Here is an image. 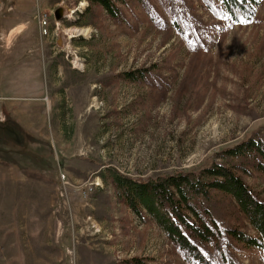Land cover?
Instances as JSON below:
<instances>
[{
  "label": "rangeland",
  "instance_id": "obj_1",
  "mask_svg": "<svg viewBox=\"0 0 264 264\" xmlns=\"http://www.w3.org/2000/svg\"><path fill=\"white\" fill-rule=\"evenodd\" d=\"M186 3L212 35L195 79L196 54L179 33L159 31L137 8L129 20L138 30L125 33L88 0H0V122L12 116L58 164L0 163V264H185L156 225L118 203L101 173L199 172L264 134V2L245 26L216 21L202 0ZM38 7L62 11L61 21L51 17L52 31L60 26L53 38L39 36ZM154 66L168 78L164 95L119 78ZM246 181L264 197V175ZM238 257L264 264L260 251Z\"/></svg>",
  "mask_w": 264,
  "mask_h": 264
},
{
  "label": "trees",
  "instance_id": "obj_2",
  "mask_svg": "<svg viewBox=\"0 0 264 264\" xmlns=\"http://www.w3.org/2000/svg\"><path fill=\"white\" fill-rule=\"evenodd\" d=\"M89 9L100 10L118 29L138 30L131 18L144 15L159 31L175 29L191 54H196L188 76H199L207 48L208 30L196 26L197 17L189 13L186 0H88ZM216 21L229 20L245 26L257 17L264 0H202ZM132 2L133 4H130ZM217 2V3H216ZM245 19L248 23H240ZM125 29V30H123ZM125 82L153 88L164 95L168 78L152 68L127 72L119 77ZM191 80V79H190ZM188 83L187 80L183 84ZM161 97H164V96ZM164 99V98H162ZM44 145L6 114L0 122V163L14 161L37 164L38 168L57 170L51 156L41 152ZM49 145V144H46ZM219 163L199 172H178L147 179L130 178L108 169L101 173L105 184L113 188L119 204L130 209L141 222L156 225L185 264H243L238 254L262 252L264 261V197L246 179L264 175V134H256L219 154ZM122 264H148L134 258Z\"/></svg>",
  "mask_w": 264,
  "mask_h": 264
},
{
  "label": "built area",
  "instance_id": "obj_3",
  "mask_svg": "<svg viewBox=\"0 0 264 264\" xmlns=\"http://www.w3.org/2000/svg\"><path fill=\"white\" fill-rule=\"evenodd\" d=\"M54 13L48 14L47 12H44L40 7L36 9V16H37V23L39 28V36L43 39H49L53 38L55 35L54 33L59 31V22L55 21V30L52 31V21L51 17H53ZM96 184H91V187L88 188V190L85 191V194L91 193L94 188L101 186V181ZM70 186V183L67 182L64 178L61 179L60 188H61V196L64 198L68 195V187Z\"/></svg>",
  "mask_w": 264,
  "mask_h": 264
},
{
  "label": "water",
  "instance_id": "obj_4",
  "mask_svg": "<svg viewBox=\"0 0 264 264\" xmlns=\"http://www.w3.org/2000/svg\"><path fill=\"white\" fill-rule=\"evenodd\" d=\"M54 17L56 21H61L63 18L62 11L61 10L56 11Z\"/></svg>",
  "mask_w": 264,
  "mask_h": 264
},
{
  "label": "bare ground",
  "instance_id": "obj_5",
  "mask_svg": "<svg viewBox=\"0 0 264 264\" xmlns=\"http://www.w3.org/2000/svg\"><path fill=\"white\" fill-rule=\"evenodd\" d=\"M77 33H80V34H86V33H88L89 32V30H77L76 31ZM79 69H81V68H79ZM95 99V98H94ZM96 105V104H95Z\"/></svg>",
  "mask_w": 264,
  "mask_h": 264
},
{
  "label": "snow or ice",
  "instance_id": "obj_6",
  "mask_svg": "<svg viewBox=\"0 0 264 264\" xmlns=\"http://www.w3.org/2000/svg\"><path fill=\"white\" fill-rule=\"evenodd\" d=\"M240 23H248L249 21L245 20V19H242L239 21Z\"/></svg>",
  "mask_w": 264,
  "mask_h": 264
},
{
  "label": "crops",
  "instance_id": "obj_7",
  "mask_svg": "<svg viewBox=\"0 0 264 264\" xmlns=\"http://www.w3.org/2000/svg\"><path fill=\"white\" fill-rule=\"evenodd\" d=\"M69 134V133H68ZM60 135H63V133L62 132H60Z\"/></svg>",
  "mask_w": 264,
  "mask_h": 264
}]
</instances>
